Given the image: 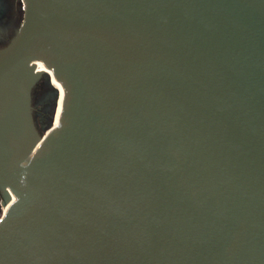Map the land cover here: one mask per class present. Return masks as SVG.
<instances>
[{
  "label": "water",
  "instance_id": "95a60500",
  "mask_svg": "<svg viewBox=\"0 0 264 264\" xmlns=\"http://www.w3.org/2000/svg\"><path fill=\"white\" fill-rule=\"evenodd\" d=\"M23 1L0 264H264V0ZM43 76L64 100L40 131Z\"/></svg>",
  "mask_w": 264,
  "mask_h": 264
},
{
  "label": "flooded vegetation",
  "instance_id": "af4514ba",
  "mask_svg": "<svg viewBox=\"0 0 264 264\" xmlns=\"http://www.w3.org/2000/svg\"><path fill=\"white\" fill-rule=\"evenodd\" d=\"M24 15L25 7L23 0H0V51L9 47L17 38L23 24ZM43 77L32 89L31 105L36 125V118L39 116L42 120L48 119L51 112V99H54V93H51V90H47L46 86H44L43 91L37 100H35V89L45 79ZM2 200L3 190L0 185V204ZM4 206L2 211L4 210Z\"/></svg>",
  "mask_w": 264,
  "mask_h": 264
},
{
  "label": "bare ground",
  "instance_id": "6f19581e",
  "mask_svg": "<svg viewBox=\"0 0 264 264\" xmlns=\"http://www.w3.org/2000/svg\"><path fill=\"white\" fill-rule=\"evenodd\" d=\"M29 65H34L35 69L40 72V71H45L42 66L38 63H31ZM50 73V72H48ZM54 80V79H53ZM54 82L56 83H53V81L51 80V83H52V86L58 91L59 93V97L57 99V103H56V110H55V114H54V118H53V123H52V126L55 127L58 125L59 123V120H60V115H61V112H62V107H63V100H64V90L63 88L61 87L60 84H58L55 80ZM27 162H25L23 164V167L26 165ZM6 190L9 194V198H10V202L4 206V210H3V214L7 213V211L10 209V207L12 206V204L14 203V201L16 200V195L15 193L8 187L6 186Z\"/></svg>",
  "mask_w": 264,
  "mask_h": 264
},
{
  "label": "rangeland",
  "instance_id": "374dc122",
  "mask_svg": "<svg viewBox=\"0 0 264 264\" xmlns=\"http://www.w3.org/2000/svg\"><path fill=\"white\" fill-rule=\"evenodd\" d=\"M45 78L42 83H40V85L35 89V100H37V98L39 97L40 93L43 91V87L46 86L47 90H51V93L54 92V88L51 86L50 82H49V77L46 76V77H43ZM53 83L54 80L52 79ZM56 85V83H55ZM57 86V85H56ZM55 104V99H51V112H50V115L48 117L47 120H42L41 117L39 116L38 118H36V122H37V127L40 131L43 130L44 126L48 125V123H50V120H51V117H52V114H53V106ZM0 215H2L3 211H2V207L4 206L3 205V200L0 204Z\"/></svg>",
  "mask_w": 264,
  "mask_h": 264
},
{
  "label": "built area",
  "instance_id": "2783aa9c",
  "mask_svg": "<svg viewBox=\"0 0 264 264\" xmlns=\"http://www.w3.org/2000/svg\"><path fill=\"white\" fill-rule=\"evenodd\" d=\"M2 209H3V207H2Z\"/></svg>",
  "mask_w": 264,
  "mask_h": 264
}]
</instances>
